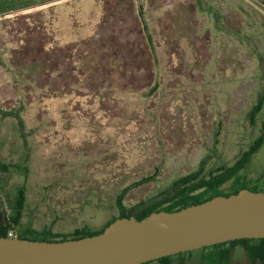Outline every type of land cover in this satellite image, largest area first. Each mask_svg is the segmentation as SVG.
I'll return each mask as SVG.
<instances>
[{"label":"rangeland","instance_id":"rangeland-1","mask_svg":"<svg viewBox=\"0 0 264 264\" xmlns=\"http://www.w3.org/2000/svg\"><path fill=\"white\" fill-rule=\"evenodd\" d=\"M104 3L145 65L137 83L79 73L67 88L55 44L95 36ZM261 96L264 0H51L0 14V194L26 186L22 230H100L113 182L161 186L207 155L230 163L247 150L264 134V103L249 118ZM249 166L264 176V143Z\"/></svg>","mask_w":264,"mask_h":264},{"label":"trees","instance_id":"trees-1","mask_svg":"<svg viewBox=\"0 0 264 264\" xmlns=\"http://www.w3.org/2000/svg\"><path fill=\"white\" fill-rule=\"evenodd\" d=\"M51 0H0V14L11 13L36 4L46 3ZM104 14L98 23L96 35L66 44H55L58 50L63 70L61 75L65 79L67 88L72 86V75H83L85 79L110 78L125 79L126 77L135 82L136 73L145 65L140 58V50L137 43L123 42L113 35L114 27L122 22L120 15L104 3ZM49 44L56 41L52 33L44 37ZM48 51V49H46ZM56 62H48L42 58L40 65L44 70L49 65L56 69ZM53 69V70H55ZM76 70V71H75ZM81 73V74H79ZM66 74V76H65ZM137 83V82H135ZM135 88V86H130ZM129 88V87H128ZM260 97V96H259ZM257 100V104L249 113L250 121L255 123L257 114L264 103V96ZM264 143V134L260 135L247 150L230 163L226 161L210 162L211 156H205L199 166L191 173L180 176L170 183L156 186L160 180L154 177L134 181L125 186L123 181H115L107 192V197L101 201L114 210L112 217L100 230L87 228L76 229L70 235L54 234L44 230L36 232L33 229L22 230V217L27 203L26 186H17L14 190L6 191V197L0 194V236H14L19 234L22 238L33 240L59 241L76 239L102 232L107 225L121 217L135 216L138 219L146 217L150 213L159 210H179L186 206L204 202L217 195H230L241 189L249 188L255 191H264V176L262 178H250V164L253 155ZM7 169L8 165H2ZM153 182V187L137 196L141 191L143 182ZM136 197V199H135ZM10 207V213L4 210L6 203ZM10 237V236H9ZM13 237V236H12ZM243 255L238 257L239 251ZM200 253V264H264V238H243L227 242L205 246L192 251L179 252L165 256L143 264H186L187 257H193L196 252Z\"/></svg>","mask_w":264,"mask_h":264},{"label":"water","instance_id":"water-1","mask_svg":"<svg viewBox=\"0 0 264 264\" xmlns=\"http://www.w3.org/2000/svg\"><path fill=\"white\" fill-rule=\"evenodd\" d=\"M243 238H264V191L244 188L141 219L117 218L102 232L76 239L0 236V264H143Z\"/></svg>","mask_w":264,"mask_h":264},{"label":"built area","instance_id":"built-area-1","mask_svg":"<svg viewBox=\"0 0 264 264\" xmlns=\"http://www.w3.org/2000/svg\"><path fill=\"white\" fill-rule=\"evenodd\" d=\"M9 236H10V237L14 236L13 232H10V233H9Z\"/></svg>","mask_w":264,"mask_h":264}]
</instances>
